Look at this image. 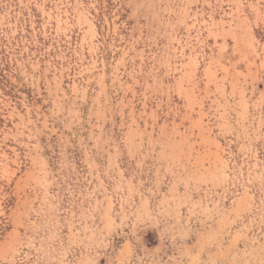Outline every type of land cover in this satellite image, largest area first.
<instances>
[{"label":"rangeland","instance_id":"374dc122","mask_svg":"<svg viewBox=\"0 0 264 264\" xmlns=\"http://www.w3.org/2000/svg\"><path fill=\"white\" fill-rule=\"evenodd\" d=\"M0 264H264V0H0Z\"/></svg>","mask_w":264,"mask_h":264}]
</instances>
